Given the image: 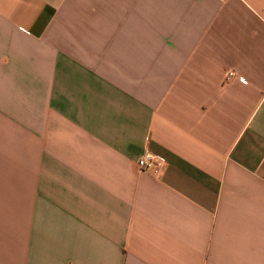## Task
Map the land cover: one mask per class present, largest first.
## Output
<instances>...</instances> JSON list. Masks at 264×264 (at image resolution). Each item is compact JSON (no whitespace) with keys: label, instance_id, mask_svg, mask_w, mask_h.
Segmentation results:
<instances>
[{"label":"crops","instance_id":"0c3cea01","mask_svg":"<svg viewBox=\"0 0 264 264\" xmlns=\"http://www.w3.org/2000/svg\"><path fill=\"white\" fill-rule=\"evenodd\" d=\"M0 264H264V0H0Z\"/></svg>","mask_w":264,"mask_h":264},{"label":"built area","instance_id":"2783aa9c","mask_svg":"<svg viewBox=\"0 0 264 264\" xmlns=\"http://www.w3.org/2000/svg\"><path fill=\"white\" fill-rule=\"evenodd\" d=\"M234 72H228L227 77H234ZM139 169L142 172H154L159 175L162 171V163L159 162L157 156L152 153H147L138 160Z\"/></svg>","mask_w":264,"mask_h":264}]
</instances>
